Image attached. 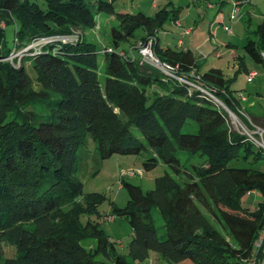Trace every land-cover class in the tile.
Listing matches in <instances>:
<instances>
[{
    "label": "trees",
    "instance_id": "obj_1",
    "mask_svg": "<svg viewBox=\"0 0 264 264\" xmlns=\"http://www.w3.org/2000/svg\"><path fill=\"white\" fill-rule=\"evenodd\" d=\"M112 2L0 0V59L14 44L17 49L33 37L67 33L72 26L91 28L99 12H114ZM115 15L119 29L110 30L114 46L154 36L153 50L160 61L177 63L182 72H197L189 50L157 47L158 16ZM7 22L13 24L11 46L5 39ZM247 34L245 54L262 63L264 22L258 24L256 39ZM98 50L80 35L55 53L22 57L18 66L13 65L15 58L12 63L0 60V259L2 243L14 247V254L0 264H141L150 251L167 264H241L252 255L262 258L263 245L254 242L264 240V170L253 166L264 157L261 151L229 129L226 113L204 94L166 78L151 65L131 61L130 50L123 56L102 51L101 86L96 76ZM239 69L244 70L243 61ZM199 75L201 86L230 110L237 107L228 86L232 79L225 80L216 68ZM35 100L43 112L22 107ZM191 122L195 129L183 132V125ZM130 126L138 129L144 143ZM87 138L99 158L144 151L145 171L159 160L177 176L164 172L148 191L122 181L128 199L123 207L112 206L109 215L124 216L130 225V260L114 251L98 222L79 218L98 215L94 195H86L85 204L78 201L81 182L75 174L88 157ZM177 151L204 159L183 168ZM238 159H250L249 167L229 163ZM251 190L259 193L260 201L247 209L241 197ZM154 207L162 220L161 237L151 214ZM87 238L93 246L81 244Z\"/></svg>",
    "mask_w": 264,
    "mask_h": 264
},
{
    "label": "rangeland",
    "instance_id": "obj_2",
    "mask_svg": "<svg viewBox=\"0 0 264 264\" xmlns=\"http://www.w3.org/2000/svg\"><path fill=\"white\" fill-rule=\"evenodd\" d=\"M210 2L214 7L209 9L206 3ZM219 1L221 2V7ZM236 0L238 12L233 19H229L231 13H234L233 0H113V13L99 12L94 17V23L91 28L82 29L78 26L69 27V31H77L84 35L88 40L95 43L98 50L96 56V76L99 84L102 86L104 81V64L102 51L104 49H113L114 51H128L132 47V53L137 56L136 45L140 41L135 38H129L127 41H121L114 46L111 42V28L119 29V18L115 13H136L141 12L146 16L157 17L161 20L160 26L156 31L157 47L166 46L175 49H181L176 44V40L183 42L182 47L188 48L197 61V72L202 74L210 68L219 70L225 80L228 82L232 94L237 98L239 109H243L256 124L263 125L264 116V63L256 62L250 59L244 52L242 45L246 32L250 38L256 39L258 24L264 22V0ZM215 14L217 19H214ZM180 22V26L176 23ZM192 29L189 35H184V28ZM13 24L7 22L4 33L8 46L12 45ZM226 29H229L226 32ZM184 30V32H183ZM141 30L138 29L137 36ZM183 32V33H182ZM188 33V32H187ZM54 34V33H52ZM52 34H46L52 35ZM186 34V33H185ZM42 35V36H46ZM135 40V41H134ZM133 44V46H132ZM226 44V45H225ZM218 53L215 54L214 50ZM236 55L238 58H236ZM244 63V70L239 69L240 62ZM254 71L256 75L251 81L245 78L246 72ZM193 80L192 78H189ZM35 91H40L36 85H33ZM241 93L244 100H239L237 95ZM25 110L43 112V106L40 102L26 103ZM233 110V109H231ZM132 134L144 143V138L137 128L129 127ZM195 124L191 122L189 126L183 125L182 131H193ZM86 148L88 157L82 166L76 171V178L81 182V190L78 201L85 204L86 195H94L92 201L95 202L97 214L83 215L79 218L82 221L89 220L99 223V227L114 245V251L130 260L127 254V242L131 237V229L127 219L124 216L109 215L111 207H123L128 199L127 190L122 186V181L138 185L141 190L148 191L153 188V179L164 172L177 178L174 172L161 161L145 171L141 162L148 156V153L141 151L139 153H117L99 158L94 151V143L87 138ZM176 156L181 167L190 168L191 164H200L204 157L192 155L188 158L185 152L177 151ZM250 159H248V162ZM242 159L232 160L229 163L234 166H247L249 163ZM264 170V157L253 163ZM97 169V170H96ZM141 170V174L121 175L122 171ZM96 170V171H95ZM95 171V172H94ZM260 201L258 192H246L241 197V205L247 209H252ZM203 214L209 219L215 229L221 230L220 225L214 217L201 208ZM154 219V225L157 227L158 236L163 235L162 220L159 217L157 208L151 209ZM81 244L84 246H93L94 242L89 238L83 239ZM256 244V243H255ZM264 251V240L257 241L256 247H261ZM14 247L2 243V258L12 256ZM264 257V255H262ZM259 258V257H257ZM261 258V257H260ZM0 259V261H1ZM141 264H167L158 254L149 252L146 259Z\"/></svg>",
    "mask_w": 264,
    "mask_h": 264
},
{
    "label": "built area",
    "instance_id": "obj_3",
    "mask_svg": "<svg viewBox=\"0 0 264 264\" xmlns=\"http://www.w3.org/2000/svg\"><path fill=\"white\" fill-rule=\"evenodd\" d=\"M234 3V13H231L229 19H233L235 14L238 12L237 6L239 3ZM250 2V0L248 1ZM3 27V24L1 23ZM229 31V29H226ZM187 33V31H185ZM80 37L77 31H69L67 33H54L52 35L46 36H37L31 38L27 43L23 44L19 48L14 46L11 48L8 56L1 58L2 61H8L12 63V58H15L14 66H18L19 60L24 56H32L40 53L41 51H49L50 53H55L57 49L62 44H68L76 42ZM155 42L154 36H148L143 41L139 42L135 49L137 56L132 53V50L128 52L130 60H137L139 63H146L155 67L159 70L166 78H171L177 82L183 83L188 87L198 90L204 94L208 99H210L216 106L221 108L227 115V122L229 129L236 131L238 134L242 135L245 140H247L252 146L257 148L264 155V124H256L253 119L243 111L236 107L234 110H230L220 99H218L209 88L201 86L200 75L195 72L193 69H190L186 72L179 70V65L177 63H169L166 61H160L153 50V44ZM177 45H181V41L177 42ZM113 50V49H112ZM112 50L104 49L105 52H112ZM114 51V50H113ZM117 55H125L124 51H115ZM259 56L262 63H264V49L260 51ZM256 73L254 71L246 72L245 78L247 81H251ZM192 78L193 80H190ZM239 100H244L245 98L241 93L237 95ZM132 174H141L140 169L135 171H122L121 175H132ZM252 192V190L250 191ZM257 239L254 243L257 245ZM241 264H264V257L257 258L256 255H252L241 260Z\"/></svg>",
    "mask_w": 264,
    "mask_h": 264
},
{
    "label": "crops",
    "instance_id": "obj_4",
    "mask_svg": "<svg viewBox=\"0 0 264 264\" xmlns=\"http://www.w3.org/2000/svg\"><path fill=\"white\" fill-rule=\"evenodd\" d=\"M217 5H220V6H219V9H220V7H221V2L219 1V4H217ZM206 7L209 8V9H212L214 6H213L210 2L207 1V3H206ZM217 15H218V14H215L214 19H217ZM177 24L180 26V22L176 23V25H177ZM184 30L187 31L188 33H186V34L183 33ZM184 30H183V32H182L184 35H189V34L191 33V31H192V29H191L190 27H185ZM226 32H228V31H226ZM178 41H181V40H180V39H177V40H176V44H177ZM182 45H183V42H181V45H180V46H181V49L189 50L188 48L182 47ZM129 47H130V46H129ZM189 51H190V50H189ZM214 53L217 54L218 51L215 49V50H214ZM190 54H191V52H190ZM191 56H192V54H191ZM192 57H193V56H192ZM193 58H194V57H193Z\"/></svg>",
    "mask_w": 264,
    "mask_h": 264
}]
</instances>
